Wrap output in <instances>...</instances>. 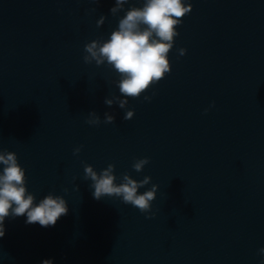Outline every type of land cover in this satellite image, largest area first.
<instances>
[{
  "label": "water",
  "instance_id": "95a60500",
  "mask_svg": "<svg viewBox=\"0 0 264 264\" xmlns=\"http://www.w3.org/2000/svg\"><path fill=\"white\" fill-rule=\"evenodd\" d=\"M190 2L168 53L171 70L129 97L135 112L125 119L119 74L86 62L84 45L142 0H125L117 13L115 0H0V149L17 153L37 199L53 191L69 207L49 226L7 217L0 264H259L264 0ZM93 110L98 124L87 121ZM109 163L118 177L150 175L139 191L159 185L155 215L93 197L84 166Z\"/></svg>",
  "mask_w": 264,
  "mask_h": 264
},
{
  "label": "clouds",
  "instance_id": "9594fccd",
  "mask_svg": "<svg viewBox=\"0 0 264 264\" xmlns=\"http://www.w3.org/2000/svg\"><path fill=\"white\" fill-rule=\"evenodd\" d=\"M193 5L190 0H142L124 10L118 24L103 39H92L85 43L84 60L97 64L107 63L119 74L116 84L123 95L117 97L119 106L125 108L124 118H132L134 108H128L129 97H138L151 84L160 80L171 70L169 50L173 47L174 38L179 34L177 25L182 23V17L190 12ZM125 8V0H115L110 8L117 13ZM105 16L97 20L98 25L104 23ZM183 55L186 48L180 47ZM144 99L150 100L148 95ZM109 105L113 103L105 98ZM207 111V109H205ZM113 114L105 113L106 122L114 121ZM90 124H98L100 117L91 111L87 117ZM80 147L74 152L78 153ZM149 157L136 158L132 167L139 171L148 163ZM115 165L109 163L99 171L92 164H85V179H90L92 195L96 199L103 196H116L125 203L138 206L147 216L155 215L151 211L152 201L157 195L159 185L152 183L143 191L139 189L148 185L150 175L142 179L134 178L124 172L119 177L114 171ZM78 187V185H77ZM69 211L66 198L49 191L42 198L28 190L26 169L19 162L15 151L0 149V237L6 231L5 219L24 215L25 223L39 222L42 226L55 225L58 218ZM259 264H264V246L258 250ZM41 264H54L53 258H45Z\"/></svg>",
  "mask_w": 264,
  "mask_h": 264
}]
</instances>
